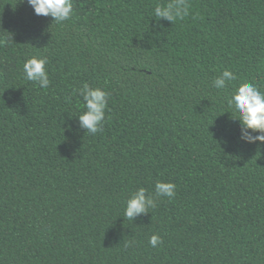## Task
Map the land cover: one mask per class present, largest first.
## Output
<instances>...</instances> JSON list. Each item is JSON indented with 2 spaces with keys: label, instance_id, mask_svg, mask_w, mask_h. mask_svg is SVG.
<instances>
[{
  "label": "trees",
  "instance_id": "trees-1",
  "mask_svg": "<svg viewBox=\"0 0 264 264\" xmlns=\"http://www.w3.org/2000/svg\"><path fill=\"white\" fill-rule=\"evenodd\" d=\"M73 0L62 24L0 0V264H264V146L240 139L234 87L264 91V0ZM46 56L50 85L24 62ZM225 69L236 81L216 89ZM109 93L88 134L78 89ZM157 181L174 198L134 221ZM159 234L153 248L149 239Z\"/></svg>",
  "mask_w": 264,
  "mask_h": 264
},
{
  "label": "clouds",
  "instance_id": "clouds-1",
  "mask_svg": "<svg viewBox=\"0 0 264 264\" xmlns=\"http://www.w3.org/2000/svg\"><path fill=\"white\" fill-rule=\"evenodd\" d=\"M34 9L37 16L53 18L54 23L62 24L71 19L74 14L73 0H26ZM155 17L173 22L189 14V5L184 0L178 3L158 5L154 10ZM49 60L46 56L36 55L27 59L23 64V73L27 81L36 83L41 88H48L51 81L47 70ZM233 71L225 69L213 81L216 89H226L236 81ZM83 98L85 111L78 115L80 128L88 134H97L103 130L108 107L109 93L100 87H91L85 83L77 90ZM232 109V118L240 123V139L249 144H257L258 148L264 146V91L251 83L242 82L234 87L231 97L227 101ZM177 185L170 181H157L155 194L140 187L126 202L124 218L134 221L141 214L150 213V209L157 207V198H174ZM160 235L153 234L149 244L155 248L162 243Z\"/></svg>",
  "mask_w": 264,
  "mask_h": 264
}]
</instances>
